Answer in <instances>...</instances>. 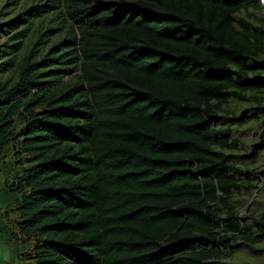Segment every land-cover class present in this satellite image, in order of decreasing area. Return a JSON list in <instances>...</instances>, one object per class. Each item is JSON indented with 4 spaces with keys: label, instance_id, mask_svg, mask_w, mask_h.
<instances>
[{
    "label": "trees",
    "instance_id": "1",
    "mask_svg": "<svg viewBox=\"0 0 264 264\" xmlns=\"http://www.w3.org/2000/svg\"><path fill=\"white\" fill-rule=\"evenodd\" d=\"M0 173L18 264H264V0H0Z\"/></svg>",
    "mask_w": 264,
    "mask_h": 264
},
{
    "label": "rangeland",
    "instance_id": "2",
    "mask_svg": "<svg viewBox=\"0 0 264 264\" xmlns=\"http://www.w3.org/2000/svg\"><path fill=\"white\" fill-rule=\"evenodd\" d=\"M2 175L3 174L0 173V193L4 183V178ZM18 263L19 261L14 259V252L12 248L9 245H7L6 242H4L0 234V264H18Z\"/></svg>",
    "mask_w": 264,
    "mask_h": 264
}]
</instances>
